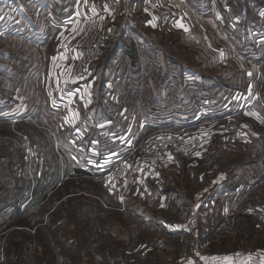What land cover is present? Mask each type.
I'll use <instances>...</instances> for the list:
<instances>
[{"label":"rangeland","instance_id":"obj_1","mask_svg":"<svg viewBox=\"0 0 264 264\" xmlns=\"http://www.w3.org/2000/svg\"><path fill=\"white\" fill-rule=\"evenodd\" d=\"M98 4L83 37L104 16L107 42L86 81L69 79L81 39L53 61L48 19L33 31L47 76L0 61V264L264 250V0Z\"/></svg>","mask_w":264,"mask_h":264},{"label":"crops","instance_id":"obj_2","mask_svg":"<svg viewBox=\"0 0 264 264\" xmlns=\"http://www.w3.org/2000/svg\"><path fill=\"white\" fill-rule=\"evenodd\" d=\"M169 1H173V3L176 4V1L181 0ZM98 2L99 0L1 1L0 4L2 5H0V13L4 12L6 17L9 18L10 15H13L15 12L17 17L19 16V19L15 17L13 23L5 22V26L0 29V61L8 58L16 59L19 63H27V69L25 72L26 76H29L31 79L34 77L39 79L40 76H47L46 71L43 68V61H46V59L48 60L50 57L47 58L44 55L42 51L43 47L35 40L33 31L45 29L40 22L41 20L45 21V19L50 21V23L47 24L48 26H46L48 37H50V29L51 34L55 36L54 30H56L57 26H60L61 29L58 33L59 36H62V44L64 45L61 46L59 44L57 47V54L52 57L53 61H57L58 56L64 54L65 51L68 50V48L64 49L65 46H67L66 44L73 45L75 43L74 41L82 39L89 28L87 25L89 17L86 18L85 15L94 14L99 8L101 9ZM178 6L182 9L185 8L183 3ZM10 7H14V9H11ZM80 15H82L83 19L79 17ZM61 18H63L64 21L57 25V19ZM25 20L28 21V23H26ZM70 23L73 25H70ZM68 30H70V32H67ZM53 44L55 46V42ZM12 53H14V55H12ZM23 70V68L21 71L15 70V74H23ZM2 74H6L5 71L2 72ZM2 74H0V77H5ZM204 252V248L195 251L193 253L194 257H190L185 263L196 264L195 261L197 260L198 264H264V250L260 249L251 251L245 248H239L222 254H207ZM226 257L229 259H225Z\"/></svg>","mask_w":264,"mask_h":264},{"label":"built area","instance_id":"obj_3","mask_svg":"<svg viewBox=\"0 0 264 264\" xmlns=\"http://www.w3.org/2000/svg\"><path fill=\"white\" fill-rule=\"evenodd\" d=\"M120 7V3L118 1H114L113 3L108 4L106 9L107 11H115L119 10ZM104 19V16L99 17L95 24L91 27L92 29L90 34L88 35L87 33L85 37H82L76 46L77 48L74 49V59L71 61V68L69 70L71 75L69 76L70 81H86L91 76L92 64L100 58L102 49L105 47L107 42V35L104 32ZM67 59H70V57ZM194 149L195 147H191L189 152H193Z\"/></svg>","mask_w":264,"mask_h":264},{"label":"snow or ice","instance_id":"obj_4","mask_svg":"<svg viewBox=\"0 0 264 264\" xmlns=\"http://www.w3.org/2000/svg\"><path fill=\"white\" fill-rule=\"evenodd\" d=\"M155 25H153V27H154ZM54 103V106H55V102H53ZM251 115H257L258 116V114H256V113H251ZM205 259H207V258H205ZM213 259H215V258H213ZM225 259H229V258H225Z\"/></svg>","mask_w":264,"mask_h":264},{"label":"trees","instance_id":"obj_5","mask_svg":"<svg viewBox=\"0 0 264 264\" xmlns=\"http://www.w3.org/2000/svg\"><path fill=\"white\" fill-rule=\"evenodd\" d=\"M95 68V67H94Z\"/></svg>","mask_w":264,"mask_h":264}]
</instances>
